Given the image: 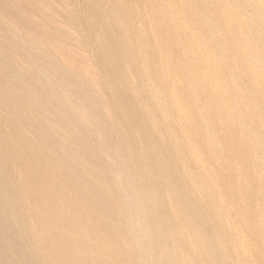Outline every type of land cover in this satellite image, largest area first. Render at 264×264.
Wrapping results in <instances>:
<instances>
[{
  "label": "bare ground",
  "instance_id": "6f19581e",
  "mask_svg": "<svg viewBox=\"0 0 264 264\" xmlns=\"http://www.w3.org/2000/svg\"><path fill=\"white\" fill-rule=\"evenodd\" d=\"M237 1L234 0L233 5ZM216 2L221 12L215 13L210 7ZM241 2L243 9L249 7L260 15L264 24L259 0ZM155 5L151 7L160 19L147 29L141 25L128 26L121 8L114 14L115 24L128 40L121 61L123 66L116 60L114 46L103 41L101 51L102 62L111 68L109 84L118 88V99L127 100V113L133 116L134 128L144 134L141 139L147 143L145 156L151 159L159 180L165 181L168 162L160 160L164 155L157 151L152 134H162L160 138L168 140L174 157L183 164L178 138L170 123H179L188 141L191 124H207L204 114L200 119L190 117L189 100L193 104L199 100L196 95L184 97L185 74L191 73L195 81L206 88V93L216 96L217 115L213 122H228L233 111L236 120L245 128V92L238 91L242 80L230 70L242 63L257 66L261 63L254 42L242 35L244 28L231 0H162ZM239 31L240 38L231 36ZM148 33L154 37L151 50L145 42L143 45L140 42ZM7 49L0 46V64L6 62V70L0 71V264H132L131 250L125 243L128 236L139 241L135 248L138 252L143 249L150 255L155 253L159 255L157 260L166 252L168 259L163 264H190L183 260L178 246L185 237L184 229L167 228V217L156 209L150 221L144 218L147 204L161 206L158 201L153 202L146 186L138 188L144 191L140 202L125 199V203H115L104 182L105 175L92 161L78 157L77 151L80 146L84 151L87 141L72 130L85 126L86 113L77 111L68 88L55 80L57 90L53 91L42 83V79L45 80L43 71L34 61L27 57L25 62L13 60L6 54ZM129 51L131 55L137 51L143 53L145 64L137 72L138 80L148 84L145 88L133 75L131 66L136 69V65L128 60ZM182 58L187 60L190 72L181 70ZM152 67L161 80L159 87L151 76ZM252 74L257 81V74ZM262 82L264 91V75ZM243 87L246 90L245 84ZM253 101L257 102L254 98ZM205 139L212 145L206 132ZM192 155L201 175L211 180L212 177L205 174L207 163L203 154L194 148ZM185 169L181 167L183 173L187 172ZM141 171L139 168V180L144 177ZM125 178L128 180L127 175ZM194 184L198 194L208 193L205 196L211 204L208 212L214 217L212 220L208 213L207 218L199 215L198 220L210 221L216 236L225 233L233 241L235 234L224 208V197L220 194L215 199L211 184L204 191L201 188L204 182L198 184L195 180ZM215 187L220 190L217 184ZM169 200L171 221L176 220L179 223L176 226H184L182 222L191 226V208L187 211L183 203H175L171 196ZM121 217L124 218L123 226L112 222ZM196 238L199 239L198 233ZM218 243L221 247V240ZM227 264H233L231 259ZM235 264H243V261L238 257Z\"/></svg>",
  "mask_w": 264,
  "mask_h": 264
},
{
  "label": "rangeland",
  "instance_id": "374dc122",
  "mask_svg": "<svg viewBox=\"0 0 264 264\" xmlns=\"http://www.w3.org/2000/svg\"><path fill=\"white\" fill-rule=\"evenodd\" d=\"M231 1L237 19L244 28L242 35H247L254 42L261 63L258 66L242 63L230 70L242 80L241 83L237 78V82L242 84H239L238 91L245 92L243 103L247 104H244L247 113L243 125L247 126L242 127V122L236 120L233 111L229 114L228 122H213L217 115V98L206 93V88H202L201 83L196 82L191 73H187L191 68L187 67V60L182 58L179 66L187 73L182 83L184 97L196 95L199 100L197 104L189 100L190 117L200 119L204 114L207 124H191L188 141L179 123H170L178 138L183 164L174 157L173 147L168 140L160 138L162 134H152L157 151L164 155L160 160L168 162L167 180L161 181L151 159L145 156L147 143L141 139L144 134L134 128L133 116L127 113V100L118 99V88L109 84L111 68L102 62L101 44L104 41L114 46L116 60L123 66L121 61L124 60L128 40L115 24L114 14L121 8L128 26L135 28L141 25L147 29L152 22L156 24L160 19L151 4L156 3L155 6H158L162 0H0V46L8 48L6 54L13 60L25 62L27 57L34 61L43 71L45 80L42 79V83L56 91L55 80L61 82L68 88L69 97L77 111L86 113L85 126H76L72 130L87 141L86 149L83 151L80 146L77 151L78 157L92 161L93 166L105 175L104 182L111 190L115 203H125V199L140 202L144 191L138 188L146 186L153 202L158 201L161 206L158 203L156 206L147 204L144 218L150 221L156 209L157 213L165 214L168 218L167 228L182 227L185 237L178 246L183 260L190 264H227L228 259L235 264L238 257L243 264H264V229H259L264 226V24L261 23L260 15H256L249 7L243 9L241 0L234 5V0ZM259 1L264 12V0ZM218 2L210 5L216 10L215 13L222 11ZM231 36L240 38L241 32H234ZM142 39V45L145 42L150 50L154 47L152 35L148 33ZM173 50L176 53L175 47ZM155 55H158L157 51ZM128 60L136 65V69L132 65L131 70L141 83L140 86H148L138 80L137 70L145 64L143 53L137 51L131 55L129 51ZM151 62L154 64V60ZM5 67L4 61L0 64V71L6 70ZM150 71L159 87L161 80L153 73L154 67ZM252 73L257 74V81ZM205 132L210 135L212 145L205 139ZM194 148L203 154L207 163L205 174L212 177L211 180L207 175H201L192 155ZM183 166L187 168L186 173L181 170ZM139 168L144 175L142 180H139ZM127 170L133 172L135 183L133 174ZM195 180L198 184L204 182L201 186L203 191L211 184L215 199L220 194L224 197V208L235 234L233 241L225 233L216 236L210 221L198 220L199 215L206 217L211 204L205 197L207 192L198 194ZM215 184L220 190H216ZM130 189L138 191L135 193ZM170 196L175 203H183L187 211L191 208V226L184 222V226H176L179 223L171 221ZM209 216L214 220L210 213ZM112 222L123 226L124 218ZM147 228L150 230L152 226L149 224ZM219 240L222 248L218 245ZM137 241L130 236L125 238L131 250L132 264H163L167 261L166 252L158 260L159 255L155 253L150 255L143 249L138 252L135 249L139 244ZM152 245L155 249V243Z\"/></svg>",
  "mask_w": 264,
  "mask_h": 264
}]
</instances>
